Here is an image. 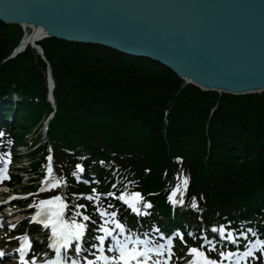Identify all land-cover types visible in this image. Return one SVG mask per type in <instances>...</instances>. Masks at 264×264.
Listing matches in <instances>:
<instances>
[{
  "label": "trees",
  "instance_id": "16d2710c",
  "mask_svg": "<svg viewBox=\"0 0 264 264\" xmlns=\"http://www.w3.org/2000/svg\"><path fill=\"white\" fill-rule=\"evenodd\" d=\"M22 33L20 25L0 20V100L20 92L26 124L34 125L51 110L47 63L30 46L5 60ZM40 44L56 85L49 135L63 171L79 148L98 150L97 144L111 141L152 168L137 174L145 191L160 188L182 163L205 217L237 208L264 215V91L219 94L185 84L158 62L107 46L57 38Z\"/></svg>",
  "mask_w": 264,
  "mask_h": 264
},
{
  "label": "water",
  "instance_id": "95a60500",
  "mask_svg": "<svg viewBox=\"0 0 264 264\" xmlns=\"http://www.w3.org/2000/svg\"><path fill=\"white\" fill-rule=\"evenodd\" d=\"M0 19L149 58L207 90H264V0H0Z\"/></svg>",
  "mask_w": 264,
  "mask_h": 264
},
{
  "label": "snow or ice",
  "instance_id": "6c2138e0",
  "mask_svg": "<svg viewBox=\"0 0 264 264\" xmlns=\"http://www.w3.org/2000/svg\"><path fill=\"white\" fill-rule=\"evenodd\" d=\"M0 135H3L0 132ZM10 156V154H9ZM177 159H182V157H177ZM51 155L48 156V173L49 176H46L45 181L49 180V177L52 175L53 169L51 166ZM77 168L82 172L83 165H77ZM9 178L7 176V169L0 168V180ZM61 181L59 178H55L53 182L49 185L56 186L60 184ZM188 183V177L185 176L183 178V186L186 188ZM181 188L180 184H177L176 189L173 190L170 199L173 200V203H183V200L176 201L174 199L175 193L179 191ZM95 191V190H94ZM83 195V194H81ZM111 195H115V193H111ZM121 199H126L125 195H121ZM88 199H93L92 196H88ZM95 199L99 200V194L95 197ZM143 200V197L140 192H133L129 194L127 198V203L132 207L133 211L139 213L140 208L137 206L139 201ZM193 207H196L195 198H193ZM146 207H151L150 202H146ZM39 209L43 210V219H39L41 217V211H37L34 215L33 219H39V222L44 224L45 227L51 225L52 237L51 239V247L55 249L56 255L53 259L45 260L42 264H82L81 261L73 258L69 260L66 254H62V249H67L72 247L73 242L76 241L75 251H82L81 243L83 241V237L85 231L87 229V224L83 221H87L90 219L89 216L84 213H74V215L83 216V221H78L76 219L66 220L63 218V212L66 208V201L59 195L50 197L48 199L40 200L37 205ZM86 207L85 205H77V208ZM103 215H106L110 218H114L117 216L116 212H107L104 209H97ZM109 221L105 220L104 224L101 225L97 231L103 232V235H99L96 237L98 240L97 244H93V248H98L100 250L99 255L95 256L94 260H89L85 258L86 264H96V262H102V264H165L166 261H170L172 258V249H171V238H168L169 247L167 249V255L161 251L163 249V244L158 246H150L149 240L145 238L143 241L137 236L135 240L129 241V238H125L121 240L117 237H113L115 240V245L113 247L114 254L108 255L104 252V241L107 236L112 235L115 229L107 227ZM111 223L119 228L121 232L125 231V225L121 223L119 219H112ZM15 227V225H12ZM214 231L216 228L214 227ZM158 231V229H157ZM228 231L223 225L219 226V233L222 237L229 241H236V236L231 232H228L227 236H224V233ZM248 232H253V229H248ZM161 235H163L161 233ZM239 235L246 236V232H240ZM182 237V234H181ZM23 240L26 242L22 244L19 251L21 252V259L25 258L26 248L31 247V241L27 237V235L23 236ZM207 242V241H206ZM251 247H246L243 252L239 248L235 251L227 250L221 251L219 253L220 259L211 258L206 251H204L200 247H191L188 251L192 254V259L188 262V264H229V262L234 261L235 264H247V259L249 256H254L257 249L264 251V240L260 239L257 235L255 240L249 241ZM214 248L215 245L213 244ZM152 253H156L155 257H153ZM0 255H3V252L0 251ZM163 257V259H162ZM33 262H35L36 258H31Z\"/></svg>",
  "mask_w": 264,
  "mask_h": 264
},
{
  "label": "bare ground",
  "instance_id": "6f19581e",
  "mask_svg": "<svg viewBox=\"0 0 264 264\" xmlns=\"http://www.w3.org/2000/svg\"><path fill=\"white\" fill-rule=\"evenodd\" d=\"M27 29V33H26V36H25V38H24V41L26 42V41H36V38L38 37V36H40L42 33H45L43 30H42V28H38V29H34V30H29V27L28 28H26ZM264 90H262V91H257V92H263ZM26 119L27 120H29L28 119V117H26ZM26 119L24 118V119H22V124L24 123L25 125H27L26 124ZM94 176H97V177H99V178H103L104 176L102 175V174H100V173H98V174H96V175H94Z\"/></svg>",
  "mask_w": 264,
  "mask_h": 264
},
{
  "label": "rangeland",
  "instance_id": "374dc122",
  "mask_svg": "<svg viewBox=\"0 0 264 264\" xmlns=\"http://www.w3.org/2000/svg\"><path fill=\"white\" fill-rule=\"evenodd\" d=\"M189 84V83H188ZM196 86V85H195ZM198 87V86H197ZM200 88V87H199ZM201 89V88H200ZM201 90H203V89H201ZM206 91V90H205ZM219 93V92H218ZM224 92H220L219 94H223ZM4 96V95H3ZM33 133V130L32 131H30L29 133H28V135H33L32 134ZM30 137V136H29ZM27 141H26V143H27V145L30 147V145L28 144L29 143V141H30V138L29 139H26ZM32 150V149H31ZM182 181H183V179H182Z\"/></svg>",
  "mask_w": 264,
  "mask_h": 264
}]
</instances>
